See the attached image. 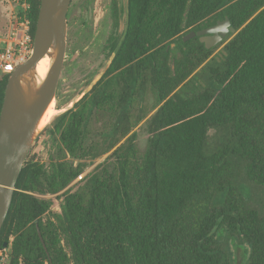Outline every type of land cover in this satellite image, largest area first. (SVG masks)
Here are the masks:
<instances>
[{"label": "trees", "instance_id": "trees-1", "mask_svg": "<svg viewBox=\"0 0 264 264\" xmlns=\"http://www.w3.org/2000/svg\"><path fill=\"white\" fill-rule=\"evenodd\" d=\"M24 2L33 36L40 0ZM112 7L119 11L116 0ZM127 8L101 77L51 122L55 161L22 167L0 230L7 264H68L58 231L76 264H235L238 248L245 258L248 248L244 264H264V204H252L247 189L264 191V0H127ZM225 17L243 26L216 53L198 36L183 41ZM147 88L164 100L147 119L144 151L130 134L44 219L50 202L36 193L62 190L83 171L66 155L94 159L108 149L88 141L95 116L125 135L130 104Z\"/></svg>", "mask_w": 264, "mask_h": 264}, {"label": "rangeland", "instance_id": "rangeland-1", "mask_svg": "<svg viewBox=\"0 0 264 264\" xmlns=\"http://www.w3.org/2000/svg\"><path fill=\"white\" fill-rule=\"evenodd\" d=\"M126 1L116 0L119 11L115 12L112 7L113 0H72L67 14L64 61L57 81L55 98L53 99L52 105V109L57 110V112L38 132L26 156L25 162L30 160L37 161L43 164L44 169L47 170L51 163L55 161L59 151L60 141L58 139V133L52 127L51 122L58 114L71 108L102 75L110 59L107 55L109 40L113 35L120 34L124 31ZM24 3V0H0V30L7 28L11 22L23 16L25 13ZM212 20H214V17L207 18L202 23H208ZM241 27L236 28V32ZM236 32H229L220 43L212 48V54L216 53ZM181 85L174 91L178 90ZM163 100L152 88H147L144 93L135 96L130 104L131 109L127 133L121 135L117 131L107 141L101 137H92L95 130L107 129L109 127V124L105 125V123L110 118L104 114H97L91 126L93 131L90 133L88 141L93 139L100 147L107 146V151L94 159L75 160L71 159L69 155H66L65 159H69L72 163L84 164L83 171L80 173L81 178L77 176L64 189L57 192L36 193L38 197L49 200L50 202V210L45 214L44 219L53 221V214L60 212V204L62 202L61 193L69 187L76 188L80 184V181H82V177L92 170L94 166L106 159L130 134L133 133L135 135L134 141L136 149L139 153H142L147 145V119L161 105ZM214 133L215 131L211 129L209 144L215 142L216 138L213 137ZM247 189L250 202L254 205L262 206L264 204V191L251 184L247 186ZM57 235L63 251L69 257L68 264H76L72 257L71 247L64 234L58 231ZM243 245L241 243V246ZM8 253L9 248L0 250V255L4 257L0 264H7ZM247 257L248 248L246 258L243 248L235 250V264H244L245 259V263H247Z\"/></svg>", "mask_w": 264, "mask_h": 264}, {"label": "water", "instance_id": "water-1", "mask_svg": "<svg viewBox=\"0 0 264 264\" xmlns=\"http://www.w3.org/2000/svg\"><path fill=\"white\" fill-rule=\"evenodd\" d=\"M71 2L72 0H40L31 53L25 62L8 75L5 84L0 108V230L26 156L44 126L41 121L55 96L64 61L67 14ZM127 14L126 1L125 27L118 44L126 32ZM229 32L234 33L236 29L225 17L199 30H190L182 39L186 41L198 36L199 41L210 49L220 43ZM44 57L48 59V66L45 75L41 77L37 72V65ZM38 235L46 249L39 230Z\"/></svg>", "mask_w": 264, "mask_h": 264}, {"label": "built area", "instance_id": "built-area-1", "mask_svg": "<svg viewBox=\"0 0 264 264\" xmlns=\"http://www.w3.org/2000/svg\"><path fill=\"white\" fill-rule=\"evenodd\" d=\"M24 5L26 9L27 4L24 3ZM32 45L33 36L30 33V20L23 15L11 22L6 30L0 34V78L9 75L19 64L27 60ZM78 177L81 178V174ZM3 258L0 255V262Z\"/></svg>", "mask_w": 264, "mask_h": 264}, {"label": "bare ground", "instance_id": "bare-ground-1", "mask_svg": "<svg viewBox=\"0 0 264 264\" xmlns=\"http://www.w3.org/2000/svg\"><path fill=\"white\" fill-rule=\"evenodd\" d=\"M47 66H48V59H47V57H44L39 61L38 65H37V72H38L39 76L42 77L45 75L46 70H47ZM72 103H70V105H72ZM52 105H53V102L50 104V107L47 109V111H46V113H45V115L41 121L42 125L45 123H48L50 121V119L56 114L57 110L52 109Z\"/></svg>", "mask_w": 264, "mask_h": 264}, {"label": "flooded vegetation", "instance_id": "flooded-vegetation-1", "mask_svg": "<svg viewBox=\"0 0 264 264\" xmlns=\"http://www.w3.org/2000/svg\"><path fill=\"white\" fill-rule=\"evenodd\" d=\"M219 20V19H217ZM216 20V21H217ZM215 21V22H216ZM214 22V23H215ZM213 23V24H214ZM212 25V24H211ZM207 27V26H206ZM101 77V76H100ZM116 133V132H115ZM114 132H112V130H109L108 128L107 129H100V130H95L94 134L92 137H101L103 138L105 141H107L109 139V137H113L115 135Z\"/></svg>", "mask_w": 264, "mask_h": 264}]
</instances>
